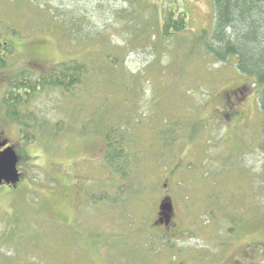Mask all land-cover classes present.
<instances>
[{"label": "rangeland", "instance_id": "1", "mask_svg": "<svg viewBox=\"0 0 264 264\" xmlns=\"http://www.w3.org/2000/svg\"><path fill=\"white\" fill-rule=\"evenodd\" d=\"M166 12L186 30L166 38ZM213 20L212 0H0V42L14 53L0 67V128L23 153L17 186L0 185V264H264L260 86L235 58L201 51L195 39ZM70 62L89 69L87 81L40 90L20 106L27 126L6 116L4 88L18 71ZM163 112L206 128L190 139L184 127L158 149ZM123 122L141 155L138 198L117 195L124 182L102 159V130ZM20 130L34 139L24 144ZM167 201L173 214L158 223ZM140 217L173 248L137 239Z\"/></svg>", "mask_w": 264, "mask_h": 264}, {"label": "trees", "instance_id": "2", "mask_svg": "<svg viewBox=\"0 0 264 264\" xmlns=\"http://www.w3.org/2000/svg\"><path fill=\"white\" fill-rule=\"evenodd\" d=\"M212 2L214 7L212 29L210 31L202 30L195 41L202 43L203 50L201 51H204L217 61H226L229 57L235 58L237 71L242 75L252 77L256 84L260 86L257 92V99L261 113L260 140L264 146V0H212ZM183 30H186L183 16L174 15V12H166L162 21V34L168 38L173 33L177 35L178 32ZM194 45H196L195 42L192 46L194 47ZM8 49L4 43L0 42V67L5 65L6 60L1 51H7ZM27 69H22L15 74L4 88L2 97L6 116L13 122L18 121L19 124L20 122L22 124L25 122L23 118L29 117L25 113H20V106L26 105L40 90L58 88L63 91H71L73 88L80 86L82 81H87L89 75V69L84 64L77 62L54 64L48 73ZM34 73L37 75H34ZM231 94L229 93L224 98L223 103H227ZM165 113H162L163 118L161 115L160 122L162 123L156 134L157 136L159 135L158 140L160 141L158 149L172 147L174 141L178 138V131L186 126H183L184 122H181L178 118L174 119L172 114ZM124 127L127 126L123 122L116 123L114 127L108 128L106 132L102 130V134L100 133L103 143L102 159L105 167L119 173L124 182L118 187L117 195L121 196L124 194L127 198H138L137 195L146 188L142 187L139 181L141 175L139 174L137 160L141 158V155L139 156L136 150H133L134 135L128 127V130ZM201 127L206 128V124L201 123L200 118L192 122L190 127H187L190 131L188 137L192 139L196 131ZM187 128L185 127V129ZM19 133V139L24 144H28L34 139V135L28 130H20ZM160 151L162 150H158V152ZM18 154L21 160L23 153L19 151ZM162 155L160 154L159 157ZM166 157L167 161L171 158ZM187 167L189 169V166ZM163 168H168L172 173L178 168V164L168 162ZM101 198L104 199V196ZM215 208L220 207L216 206ZM213 210V206H210L209 209L206 206L205 214L215 219ZM170 213L173 214V209L171 212L167 211L166 214L162 213L164 217H158V223L160 221L167 223L171 217ZM138 220L140 223L137 226V234H144L145 232L147 234L145 233L143 238L137 236V239H141L146 244L147 240L155 238L159 246L164 245L163 247L168 249L173 248L174 243L171 242V235L166 234V232L153 234L148 231L146 226L148 218L140 217ZM226 220H229L230 224H232L231 228L227 230L230 231L236 224V216L233 211L226 214ZM133 221L135 222L131 218V223ZM154 253L157 255L161 252L154 250ZM171 263L169 261L167 264Z\"/></svg>", "mask_w": 264, "mask_h": 264}, {"label": "water", "instance_id": "3", "mask_svg": "<svg viewBox=\"0 0 264 264\" xmlns=\"http://www.w3.org/2000/svg\"><path fill=\"white\" fill-rule=\"evenodd\" d=\"M18 156L13 147L8 146L0 151V184L6 183L15 186L20 180V173L17 169ZM160 210L171 212L170 201L160 204Z\"/></svg>", "mask_w": 264, "mask_h": 264}, {"label": "flooded vegetation", "instance_id": "4", "mask_svg": "<svg viewBox=\"0 0 264 264\" xmlns=\"http://www.w3.org/2000/svg\"><path fill=\"white\" fill-rule=\"evenodd\" d=\"M4 44H5V46H6L7 48H9V49H8L7 51H1V54H2L3 56H5V58H7V56H8L9 54H14V53L12 52V48H11V46L8 44L7 41H5ZM29 62H31V63H33V64L38 63V61H37L35 58L29 59ZM5 63H6V60H5ZM8 146H11V147L14 148V150H15V152H16L18 158H19V159H18V163H19L20 156H19V154H18V152H19L18 149L16 148V146H15L14 144H12V143L9 142V139L6 138V136H5V134H4V131L0 128V151L3 150L5 147H8ZM18 163H17V168H18ZM18 171H19V168H18ZM19 173H20V179H21V172L19 171ZM19 181H20V180H19ZM3 184H6V183H1L0 185H3ZM17 184H18V183H17ZM17 184H16L15 186H17ZM6 185L13 186V185H11V184H6ZM15 186H14V187H15ZM158 213H159V215H160L162 212H158Z\"/></svg>", "mask_w": 264, "mask_h": 264}]
</instances>
